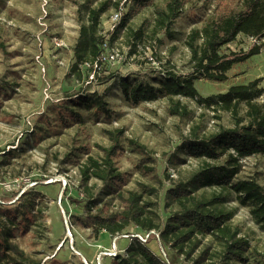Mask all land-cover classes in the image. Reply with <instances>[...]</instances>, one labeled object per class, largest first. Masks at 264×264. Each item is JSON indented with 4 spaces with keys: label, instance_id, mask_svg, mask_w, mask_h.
<instances>
[{
    "label": "rangeland",
    "instance_id": "1",
    "mask_svg": "<svg viewBox=\"0 0 264 264\" xmlns=\"http://www.w3.org/2000/svg\"><path fill=\"white\" fill-rule=\"evenodd\" d=\"M163 1L138 4L136 0H0V43L5 45L0 46V206L15 209L29 197L27 191L41 193L34 216L27 224L18 222L20 215H17L15 223L9 225L0 214V234L7 236L13 245L8 254L0 252V264H9L12 258H17L19 264H118L117 258L108 254L114 250L124 253L131 236L114 237L101 230L99 238L88 214L101 208L117 210L121 203L117 193L110 191L102 180L94 177L83 180L79 164L88 154L79 151V146L89 145L90 153L97 155L95 144L108 146L111 141L107 131L116 128L125 129L122 137L125 146V137L145 143L153 151L160 182L143 174L140 156L125 149L115 163L126 182L115 189L117 192L139 189L141 183L157 186L158 193L152 199L158 201L157 211L164 222L175 208L168 189L201 165L200 159L178 149L183 139L191 135L192 126L201 125L200 135L233 126L228 111L205 108L188 98L183 101L191 109L189 117L172 115L167 97L140 104L125 99L120 87L122 76L151 81L165 67L183 75L192 73L190 52L185 45L187 33L210 16L224 13L228 5V0H191L174 23L177 39L170 40L161 33L158 37L162 43L152 42L155 48L140 44L134 51L124 49L128 39L123 32L111 39L113 27L123 15L128 13L131 27L147 25L154 18L155 5ZM102 3L106 9L101 14L100 32L107 44L119 43L125 50L124 57L107 65L106 74L101 73L99 78L98 74L94 78L92 74L78 78L70 69L85 5L99 7ZM55 38L65 45L57 46ZM253 43L254 39L241 33L221 50L239 52ZM228 74L224 81L197 78L195 86L205 96L261 78L259 86L264 89V48L236 62ZM76 92L103 95L111 116L94 108L76 106L83 122L72 119L67 124L61 122L58 108L68 105L67 97ZM258 100L264 105V92ZM240 114L244 116V106ZM238 177H254L264 184V154L244 158ZM226 193L224 207L234 210L232 224L240 226L239 237L249 242L245 256L252 264H264V226L254 220L250 206L240 204L233 192ZM19 197L21 200H17ZM92 199L96 202H89ZM157 236L148 237V246L169 260L164 250L169 255L171 252ZM204 242L218 247L210 236ZM181 259L179 264H191L183 256Z\"/></svg>",
    "mask_w": 264,
    "mask_h": 264
},
{
    "label": "trees",
    "instance_id": "2",
    "mask_svg": "<svg viewBox=\"0 0 264 264\" xmlns=\"http://www.w3.org/2000/svg\"><path fill=\"white\" fill-rule=\"evenodd\" d=\"M150 1L136 0L138 4ZM190 1L164 0L156 4L152 22L138 28L128 25L127 13L113 27L111 39L118 38L123 32L131 51L137 50L140 44L147 46L155 41L162 43L158 37L161 33L170 40H176L178 30L174 28V23ZM105 9V3L99 7L85 5V16L73 47L74 62L70 69V73L77 74L78 78H87L92 72V68L82 66L83 63L96 60L108 47L119 44H107L100 32V18ZM241 33L254 39L252 46L239 52H222V47ZM185 45L189 49L193 66L189 75L165 67L158 70L151 81L135 80L128 75L120 78L123 95L133 104L167 97L168 110L172 115L189 117L191 109L183 101L188 98L205 108L228 111L233 119V126L220 127L205 135H200L202 127L197 123L192 126L191 135L178 146L186 155L200 159L201 165L188 178L168 189V197L175 208L166 221H161L157 211L158 201L152 199L158 193L157 186L141 183L139 189L118 192L115 189L126 182L125 175L115 163L116 157L125 149L140 156L139 167L143 174L160 182L153 151L145 143L133 137H125V146L122 140L125 129L116 128L107 131L111 141L108 146L95 144L97 155L90 153L89 145L78 147L79 151L88 154L86 160L79 164L83 180L92 177L102 180L110 191L117 193L120 200L121 205L117 210L101 208L88 214L96 236H100L101 230L111 236H131L125 252L113 257L117 258L115 261L118 264H179L183 260L182 256L191 264H252L244 253L249 242L239 237L241 228L231 221L235 212L224 207L227 202L226 191L233 192L240 204L250 206L254 220L264 226V184L254 177H238L242 159L264 154V105L258 100L264 92L259 86L261 78L234 84L225 92L205 96L195 86L197 78L226 80L229 77L228 71L236 62L261 52L264 48V0H228L224 13L210 16L201 26L189 30ZM0 46L5 45L0 43ZM107 65H104L102 72L96 73L98 78L101 73L106 74ZM67 100L68 105L58 108L59 119L63 123H69V119L83 122V115L75 109L76 106L94 108L107 117L111 116L108 101L97 92H76L69 95ZM242 106L245 109L244 116L240 114ZM215 116L220 117L219 114ZM209 188L212 189L210 192L207 191ZM26 196L29 197L20 201L15 209L0 206V214L6 217L7 224H14L17 215H20L17 221L26 224L34 216L38 206L37 198L41 193L27 191ZM94 200L89 202L95 203ZM78 220L80 224L86 225L83 220ZM132 226L136 227L133 229L135 231H131ZM137 233L158 234V240L171 252L169 255L167 249L164 250V254L170 256L169 260L148 246L149 238L142 241L135 236ZM207 236L217 242L218 247L213 248L210 243H205L204 238ZM10 250H13V245L8 242L7 236L5 238L0 234V252L8 254ZM20 253L23 254L22 251ZM18 262L17 258H12L9 264Z\"/></svg>",
    "mask_w": 264,
    "mask_h": 264
},
{
    "label": "built area",
    "instance_id": "3",
    "mask_svg": "<svg viewBox=\"0 0 264 264\" xmlns=\"http://www.w3.org/2000/svg\"><path fill=\"white\" fill-rule=\"evenodd\" d=\"M55 42H56V45L59 47H62L65 45V43L61 39H58V38H55ZM126 48L129 49L128 46L124 47V49ZM124 51L125 50H123V48L121 49V47L118 44L112 45L111 47H108L106 50H104L96 60L87 61L83 63L82 66L92 68L91 74L93 75V78H94V74L102 72L105 64H108V65L115 64L116 62L123 59ZM68 229H69V225H68ZM151 232H154V230H152ZM120 236H128V234H122V235L118 234V235H115L114 237H120ZM135 236H138L142 241H147L148 237L150 236V233H147L145 235L137 233L135 234ZM117 251L119 250H114L113 252H110L108 255L114 257L119 253V252L117 253Z\"/></svg>",
    "mask_w": 264,
    "mask_h": 264
}]
</instances>
